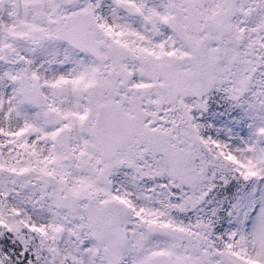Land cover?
<instances>
[{"label": "snow or ice", "instance_id": "obj_1", "mask_svg": "<svg viewBox=\"0 0 264 264\" xmlns=\"http://www.w3.org/2000/svg\"><path fill=\"white\" fill-rule=\"evenodd\" d=\"M0 264H264V0H0Z\"/></svg>", "mask_w": 264, "mask_h": 264}]
</instances>
